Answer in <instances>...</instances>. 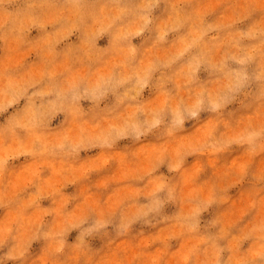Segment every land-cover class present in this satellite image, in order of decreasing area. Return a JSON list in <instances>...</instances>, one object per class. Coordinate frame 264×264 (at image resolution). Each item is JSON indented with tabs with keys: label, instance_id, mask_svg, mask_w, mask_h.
<instances>
[{
	"label": "rangeland",
	"instance_id": "rangeland-1",
	"mask_svg": "<svg viewBox=\"0 0 264 264\" xmlns=\"http://www.w3.org/2000/svg\"><path fill=\"white\" fill-rule=\"evenodd\" d=\"M0 264H264V0H0Z\"/></svg>",
	"mask_w": 264,
	"mask_h": 264
}]
</instances>
